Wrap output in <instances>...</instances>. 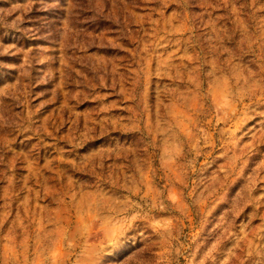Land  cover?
<instances>
[{"label": "rangeland", "instance_id": "374dc122", "mask_svg": "<svg viewBox=\"0 0 264 264\" xmlns=\"http://www.w3.org/2000/svg\"><path fill=\"white\" fill-rule=\"evenodd\" d=\"M0 264H264V0H0Z\"/></svg>", "mask_w": 264, "mask_h": 264}]
</instances>
